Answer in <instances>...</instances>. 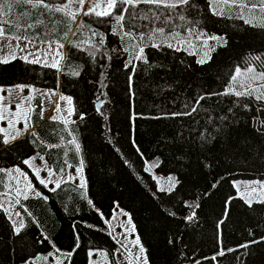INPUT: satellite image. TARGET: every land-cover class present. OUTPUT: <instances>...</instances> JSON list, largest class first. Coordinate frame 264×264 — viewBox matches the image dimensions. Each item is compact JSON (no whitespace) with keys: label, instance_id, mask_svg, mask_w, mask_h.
<instances>
[{"label":"trees","instance_id":"obj_1","mask_svg":"<svg viewBox=\"0 0 264 264\" xmlns=\"http://www.w3.org/2000/svg\"><path fill=\"white\" fill-rule=\"evenodd\" d=\"M198 3L204 30L226 36L228 45H217L205 64H198V57L185 49L146 48L152 66L133 60L136 71L131 87V66L125 67L131 56L123 52L124 43L111 35V24L96 23L94 17L83 15L77 21L84 20L105 34V44L95 59L88 55L87 41L92 38L98 43L99 38L92 37L87 28L77 32L73 25L76 35L64 42L61 71L20 59L0 64V87L27 84L71 97L73 113L67 127L75 130L80 145L76 153L75 146L66 143L71 137L64 131V120L40 118L37 100L30 113L29 133L9 145L0 144V168L29 173L23 162L38 154L53 171L61 173V167L68 169L65 160L71 169L83 160L85 183L83 188L77 182L62 183L49 191L34 182L35 191L48 199L37 196L33 188L26 194L27 200L20 199L29 212L17 205L25 220L19 235L0 207V264H22L47 253L62 256V264H90L101 255L106 256L105 264H117L112 253L118 245L108 222L119 207L129 213L148 264H264V241L247 249L240 247L264 238V203L254 202L249 208L232 183L236 179L264 181V138L253 131L258 127L253 117L264 119V113L252 98L237 101L233 96L209 95L226 90L236 66H247L244 62L254 54L264 56V32H256L240 20L213 17L204 0ZM21 10L18 6L13 14ZM35 31L43 35L42 29H29ZM78 41L84 42L80 45L83 51L70 47ZM74 69L79 76L72 75ZM199 96L206 98L196 104ZM245 103L248 109L238 106ZM192 107L197 111L191 116H172ZM32 131L45 143L32 137ZM48 145L59 147L50 149ZM154 161L159 163L153 167L155 174L175 176L182 183L171 192L160 191L147 167ZM6 184L7 172H0V194L6 191ZM230 199L225 216V202ZM185 201L199 204L192 222H184L192 211ZM169 210L176 215H169ZM220 220L224 223L218 226ZM169 239L175 243L169 244ZM229 248L234 251L228 252ZM221 250L225 255H217ZM90 251L94 252L92 258ZM67 252L73 253L70 258L62 255Z\"/></svg>","mask_w":264,"mask_h":264},{"label":"snow or ice","instance_id":"obj_2","mask_svg":"<svg viewBox=\"0 0 264 264\" xmlns=\"http://www.w3.org/2000/svg\"><path fill=\"white\" fill-rule=\"evenodd\" d=\"M89 6L85 9L84 5L86 0H62V2H57V0H0V43L7 40L8 43L4 45V48L8 49V52L4 56H0V64H7L11 60L17 59L16 50L24 52L28 45L36 47V42L46 45V48L43 50V59L41 57V49L37 48L36 52H28L27 55L20 57L24 62L29 64H43L45 67L55 68L57 71H61L60 61L64 59L62 50L64 49V42L67 40L69 33H73V25H76L77 32H80L82 29L87 28L91 32L92 37H98L99 42L94 43L92 38H90L87 43L89 45L88 55L95 59L97 52L100 51L101 47L105 44V34L102 33L99 29L93 27L91 24L86 23L84 20L77 21L79 15L84 17H94L96 23L111 24V35L118 36L119 39L124 43L123 52L128 53L131 56V59L126 61L125 67L131 66V74L128 76L129 87H131L132 75L135 74L136 65L132 63L133 60L141 61L144 64H150L147 54L145 52L146 48H155L157 50L168 48L173 51H182L187 47H195L192 43V38L196 40H201L202 46L207 50L197 61L198 64L208 63L211 59V53L216 50V46L226 47L229 43V40L226 36H220L215 34L207 33L202 27V20L199 18V13L201 10V4L198 3V0H87ZM207 11L213 17L224 18L228 20H240L244 25L248 26L256 32H264V0H204ZM141 5H145V8H141ZM21 7V11L18 15L13 14V9L16 7ZM57 14H60L57 16ZM108 18H111L110 20ZM115 21V23H112ZM137 21H146L145 24L139 25ZM179 21V23H177ZM29 29H42L43 35L40 31H35L30 33ZM140 29H146L140 30ZM56 33H60L59 36H56ZM47 37V38H45ZM214 41L215 44H209L208 41ZM16 43L13 44L12 42ZM24 42V47H20V43ZM84 42L78 41L73 42L70 47H80ZM4 48H0V51H3ZM80 50L83 51V48L80 47ZM112 52H116V48L111 49ZM194 54V53H190ZM51 55V61L49 62L48 56ZM28 56H34L32 60L28 59ZM253 62H259L256 66H251ZM244 68L236 66L234 73L230 76V81L226 85V90L223 92L210 93L209 95H219V96H233L237 99L240 98H252L254 101L259 102L258 106L260 107L261 113H264V83H257L264 81V56L261 54H254L251 56L250 60H246ZM261 69L258 71L257 69ZM72 75L79 76V70H73ZM102 75V74H101ZM243 77V79H241ZM103 83V81H101ZM256 85V86H254ZM13 88L18 89L19 93H23L25 88H29L30 93L34 91H42L32 88L30 85H15L12 88L5 90L0 87V122L7 120L9 128L14 130L13 133H9L6 129H0V132L3 133V136H0V144L9 145L13 141H16L25 133H29V117L26 113H23L24 118V127L16 129L15 125L19 122L20 119V110L23 107L25 101H30L33 97L31 94L27 97L20 96V102L15 103L14 107L17 112L9 111L7 114L2 109H11L13 106V101L11 100ZM43 95H55V90H50V92H43ZM206 97L199 96L196 98L195 103L199 104ZM60 100L67 99L69 103L71 102L70 97H64L60 95ZM7 100L8 103L4 104V101ZM244 109L249 108V104L245 103L243 105H238ZM40 108L39 116L43 119V106L38 105ZM56 110L59 111V104L56 105ZM28 111H34V109L29 108ZM99 111V109H98ZM197 111L196 107H192L189 111L186 112H176L172 113L173 117L180 116H191ZM231 111V109H230ZM71 114V113H69ZM52 121H55L57 117L53 115L50 117ZM80 119H84V115H80ZM221 119H227V117H221ZM253 119L258 124V127L253 129L256 135L260 138H264V119ZM69 121H64V131L67 132V136L71 139L67 140V144L75 146L76 153L80 152V145L77 142V137L75 136V130H69L67 125ZM75 123V121H71ZM30 135L40 141V143H45L43 138L38 137L35 131L30 132ZM61 140L64 139L63 136L60 137ZM199 139L204 140V137L201 136ZM48 147L54 148L59 147V145H48ZM67 155V153H65ZM41 160H44V157H40ZM32 160L35 157L31 158ZM23 163L30 164L29 160H25ZM45 163V168H47V161ZM65 165L68 168H72V165L68 164L67 160L64 161ZM153 167H158V161H154L152 164ZM201 166H206L201 164ZM83 160L80 161L79 166L76 167V173L82 171ZM49 177L56 175V172L52 169H47ZM16 172H20V169H15ZM35 174L39 179V172L41 169H35ZM65 169L61 167L59 172L63 173ZM0 172H8L7 169L0 168ZM21 175H25L21 173ZM64 183H67L73 179V176L69 174L67 178L61 177ZM169 184L168 191H173L177 185L182 183V181L175 176H169L167 178ZM30 183V182H29ZM39 183L48 187L49 183H54L55 187L49 189V191H55L61 187L60 180L52 181L51 179H39ZM255 184L261 185V188L264 189V182L255 181L252 182ZM214 186V185H213ZM79 187H85L84 181L80 182ZM245 192H256L257 189L252 187V184H245ZM33 191L35 189L33 188ZM160 191H164L163 188ZM239 192V188L237 187ZM17 196L21 195L19 188L16 189ZM37 196H42V193L36 191ZM207 194V193H205ZM4 195H7L5 193ZM25 200L28 199V196L24 194L23 197ZM44 200H47V196H42ZM233 197L231 199H235ZM244 200V203L252 208L253 201L248 198L245 194H241L240 197ZM231 199L226 201V211L225 216L228 215L227 206L231 203ZM258 203H264V200H258ZM12 203V201H9ZM15 203L20 205V200L16 199ZM88 203L91 205L92 201L89 199ZM22 206V205H21ZM185 206L192 211L189 212L183 219L184 222H192L196 219L195 209L199 207L198 203L195 201H185ZM24 207V206H22ZM118 207V205H117ZM25 212H29L27 207H24ZM30 214V213H29ZM125 216H128L127 213H122ZM17 216L20 215L19 212L16 213ZM169 215L175 216L176 213L169 210ZM10 218V217H9ZM115 217H113L114 219ZM131 222V217H128L126 223ZM107 223V221H106ZM224 221H218V226L223 224ZM123 229V225H120ZM23 224L14 225L13 230L16 235L20 234ZM135 228L133 226L132 231ZM115 231V229H111ZM127 229H123L124 234ZM125 238H127L125 236ZM45 240L48 239L47 236L44 237ZM79 237H77V245L79 247ZM264 241L262 238L261 241L255 239L251 240L249 243L242 244L240 247L249 248L251 244H256ZM169 244L175 243L174 240L169 239ZM139 244V237H137L134 242V246ZM121 248H124L126 251L127 246L121 244ZM59 251V249H57ZM228 252L234 251V249H227ZM119 252V249L115 250L112 253V256H116ZM139 252L144 253L145 249L142 245L139 246ZM72 252L62 253L65 258H70ZM51 255V253H49ZM93 253L89 252V257ZM219 256L225 255V251L221 250L217 253ZM136 259L140 261L142 259V264H148L147 257L136 256ZM216 259V257H212ZM90 264H95L94 261H90Z\"/></svg>","mask_w":264,"mask_h":264},{"label":"rangeland","instance_id":"obj_3","mask_svg":"<svg viewBox=\"0 0 264 264\" xmlns=\"http://www.w3.org/2000/svg\"><path fill=\"white\" fill-rule=\"evenodd\" d=\"M89 6L87 0L86 3L84 5L85 9H87ZM82 15V14H81ZM81 15H79L78 17H80ZM74 32V30H73ZM72 33L69 35L68 40L71 39ZM8 41L5 40L2 43H0V48H4V45L7 44ZM13 44H15L16 42L13 41ZM193 45H195V47H187L185 48V50H187L188 52L194 53L198 58V60L201 58V56L204 54V52L207 50L205 47L202 46V41L198 40L196 42L192 41ZM209 43V42H208ZM64 49L62 50L63 55L65 57V48H66V43H64ZM211 45V43H209ZM20 47L23 48L24 47V42L22 41L20 43ZM40 48L41 51V57L43 59V50L46 48V45L40 44L36 42V47H33L32 45H28L27 49L24 52L19 51V49L16 50V56L17 59H20V57H23L25 55H27L28 52H36V49ZM8 52L7 48H4L3 51H0V56H4L5 53ZM34 56H28L29 60L34 59ZM22 60V59H20ZM48 60L49 62L51 61V55L48 56ZM64 60V59H63ZM63 60L60 61V65L62 68V62ZM12 61V60H11ZM24 61V60H23ZM42 65L43 64H39ZM251 66H256V65H251ZM246 66H243L241 68H244ZM258 71H260L261 69H257ZM241 79H243V77H241ZM257 83H264V81L262 82H257ZM17 85H27V84H17ZM12 86L15 85H11V86H2V88H4L5 90H7L8 88H12ZM32 86V85H30ZM256 86V85H254ZM32 88L37 89V90H42V91H34L30 93L29 88H25L23 93H19L18 89L13 88L12 90V95H11V100L13 101V106L12 108L9 110L7 108L2 109L6 114L11 111V112H17V110L15 109L14 105L15 103H19L20 96H29L31 94V96L33 97L30 101H25L23 104L22 109L20 110V119L19 122L16 123L15 128L16 129H20L24 127V118H23V113H26L27 116L30 118V113L31 111H28L29 108H34L35 103L37 100L40 101V104L42 102V106H43V117L45 118H50L53 115H55L57 117V119H62V120H67L69 121L72 113H73V106H72V100L69 103V101L67 99L65 100H60L59 97L60 95H63L64 97H69L65 94H59V91H55V95H43V92H50V89H46V88H42V87H38V86H32ZM71 98V97H70ZM8 101L5 100L4 104H7ZM57 103L59 104V111L56 110V105ZM71 113V114H69ZM31 128V124H30V119H29V130ZM0 129H6L9 133H13L14 134V130L12 128L8 127L7 124V120L0 122ZM0 134L3 135L2 132H0ZM26 134V133H25ZM24 134V135H25ZM22 135V136H24ZM21 136V137H22ZM19 139V138H18ZM35 157L34 160H32L31 158ZM32 157L26 159L30 161V164H25L27 166V168L29 169V173H27L26 171H23L20 169V172H16L15 169L13 170H9L7 172V184H6V188H5V192H3L2 194H0V207L2 208V210L5 212L7 218L9 219V221L11 222L12 227L14 225H19V224H25V220H24V213L19 209V207L17 206V204L15 203L16 199H21L22 197H24V194H27L34 186V182L39 183V179H51L52 181H56V180H60L61 184L64 183L63 179H61V177L67 178V176L69 174H71L73 176V179L69 182H77L80 184L81 181L83 180V173L82 171L79 173H76V168L75 169H71L68 168L65 172L63 173H56V175H53L51 177H49L48 175V170L47 169H51L50 166L47 163V168H45V160H41V156L40 155H33ZM153 162H148L147 163V167L149 168V170L153 173L158 187L161 189H165L168 190L169 188V184L167 182V178L169 177H164V176H160L154 173L153 171V166H152ZM19 169V168H16ZM35 169H41V171L39 172V179L37 177V175L35 174ZM21 173H24L25 175H21ZM255 181H261V180H248V179H236L233 180V186L236 188H239V192H238V196H240L241 194H245L246 196H248V198L252 199L253 203L257 202L258 200H264V189L261 188V185L259 184H255L252 182ZM30 182V183H29ZM264 182V181H261ZM252 184V187L256 188L257 191L256 192H250V193H246L245 192V184ZM41 186L44 187V185L40 184ZM55 187L54 183H49L48 187L49 189ZM19 188L21 191V195L17 196V192L16 189ZM36 190V189H35ZM36 192V191H35ZM5 193H7V195H4ZM9 201H12V203H9ZM21 205V204H20ZM24 210V207L22 208ZM19 212L20 215L17 216L16 213ZM122 213H127L128 216L123 215ZM10 217V218H9ZM113 217H115L113 219ZM128 217H129V213L127 211H125L122 208H118L116 210H114L113 215L111 217V219L108 222V229L113 237V239L116 241L117 243V249H119V252L117 253V255L115 256V260L117 262V264H142V259L140 261H138L136 259V256H141V258H143L145 255L144 253H140L139 252V246L142 245L140 240H139V244H137L136 246H134V242L137 239V234L136 231H132L133 229V222L131 221L130 223H126L128 221ZM120 225H123V229H127L126 232H124V234H120L123 232V229L120 227ZM135 228V227H134ZM111 229H115V231H111ZM125 236L127 238H125ZM121 244H124L127 246V249L130 250L126 251L124 248H121ZM92 252V251H91ZM94 253V252H93ZM97 253V252H95ZM100 255V254H97ZM102 257H98L97 259H91V261H94L95 264H105L107 263L106 260V256L105 255H101ZM92 258V256H91ZM63 263V257L60 255H55L52 254L49 255V253L47 254H39L36 257L22 263V264H62Z\"/></svg>","mask_w":264,"mask_h":264}]
</instances>
